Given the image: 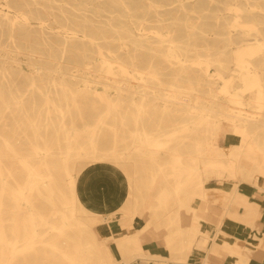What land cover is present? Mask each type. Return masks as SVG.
Wrapping results in <instances>:
<instances>
[{"label":"bare ground","instance_id":"1","mask_svg":"<svg viewBox=\"0 0 264 264\" xmlns=\"http://www.w3.org/2000/svg\"><path fill=\"white\" fill-rule=\"evenodd\" d=\"M111 1L123 11L126 19L119 26L107 24L95 32L96 35L103 32L99 37L104 42H100L102 45L95 43L98 37L82 33V38L95 48L99 68L94 69L95 61L91 56H83L75 71L69 74L81 83L74 94L90 102L98 100L104 106L102 109L92 107L91 115L97 118L95 125L85 124L79 130L67 126L63 121L64 110L60 106H53L61 117L59 130L62 137L60 139L57 136L53 144L43 140V145L39 143L43 147L34 143V163L16 152L7 140H3L9 154H0V264H14L18 256L32 255L37 259L38 245L50 250L52 257L57 256L67 262L80 257L82 261L77 264H133L138 259L145 264H186L191 255L202 257L200 251L208 241H212V246L205 251L206 256L202 257L200 264H208V256L214 252L215 245L224 250L226 257L236 259L235 264H247L250 251L238 247L226 231L236 229L232 223L234 219L229 214L231 207L242 204L253 216L258 210L256 203L251 201L249 204L244 196L246 189H240L228 181L216 188L206 183L209 178L220 179L226 175L227 178H238L248 188L256 187L264 192L261 186L264 180V139L255 137L256 132L264 133V82L259 67L252 62V57L264 50V32L253 21L245 23L239 16L242 7L251 10L258 4L264 6V1L227 0V6L235 12L231 27L242 29L241 37L237 38L228 30L226 45L222 46L224 52L229 45L234 63L232 71L236 75L228 76L227 79L218 74L217 78L222 83L218 96L208 97L203 95L202 90L207 81L213 83L209 59H198L193 63L199 68L194 75L188 74L181 66L186 63L184 52L190 44H194L193 49H203L206 56H209V48L189 36L183 37L172 23H168L169 14L176 9H185V0H158V4L154 5L153 0ZM8 5L7 10L0 9V19L8 22L11 31L15 25H19L22 29L20 35L25 36L28 18L22 13L10 11ZM143 5L146 8L139 11L138 8ZM158 8L166 9L165 13L158 12ZM107 29L115 36H109ZM251 30L255 32L252 39L248 36ZM203 34L201 29L200 35L204 42ZM72 35L76 37L75 33ZM108 42H116L115 47H108ZM63 45L66 47L67 44ZM158 56L164 64L158 62ZM29 66L31 84L35 76L66 74L57 68L37 64ZM217 66L224 69L219 61ZM178 68L184 71L181 80L175 73ZM234 79L241 85L238 90L232 87ZM245 93L249 94L247 98ZM45 99L49 101V97ZM201 100H205V105L201 104ZM249 102L254 104L255 111L246 114L243 107ZM122 104L133 105L134 111L119 113ZM146 108L161 115L152 130H148L145 119H142ZM78 112L82 116L80 110ZM112 115H118L122 120L128 116L123 126L129 141L125 143V151L118 156L116 126H108L111 132L110 149L99 148L96 138L97 130L105 125L104 119ZM185 115L193 118L182 120ZM222 123L229 126L236 138V143L226 150L217 144ZM31 126L35 128L32 123ZM82 133L86 138L82 137L84 142L81 143L79 136ZM102 137L106 143L108 135ZM60 140L63 141L64 149L60 148ZM191 140H197L196 153L188 151ZM53 145H57L59 156L62 154L59 168L63 173V190L56 184L48 162L49 157L53 156ZM72 151L87 160L79 175H76L74 168L76 163H69ZM135 155L146 157L152 164L166 156L170 168L167 174L157 165L158 169L149 173L147 195L140 203L141 193L135 185L133 187L132 174L120 169L122 164L137 165ZM4 157H11L24 171V179L15 182V188L10 192L5 178ZM168 180L173 183L168 185ZM156 187L157 194L153 199L150 191ZM210 188L217 191L215 201L221 203L217 221H213L216 209L211 208L207 199ZM85 193L94 194L97 200L103 194L108 197L109 204H106L105 210L87 209L79 200V196ZM7 194L14 202V214L19 210L25 213L20 221L13 217L9 231L5 230L3 224V197ZM41 199L48 206L46 210L37 204ZM152 200L155 202L152 203ZM77 208L85 213L87 222L79 219ZM124 211L129 213L125 214ZM104 213L110 215L104 217ZM51 217L57 218L59 222H50ZM113 219H117L119 226L130 229L121 236L102 234V229ZM73 225L77 228V236L73 241L78 243L76 248L81 249L75 255L66 246L59 245L72 241L65 231ZM42 226L47 228L45 232L41 231ZM53 231L59 237L46 238ZM252 238L259 248H264V234L253 231ZM108 240L112 241V247L107 245ZM155 242L167 251L166 255L144 247ZM235 246L238 250L233 249ZM45 257H48L46 253ZM23 260L27 264H35L27 258Z\"/></svg>","mask_w":264,"mask_h":264},{"label":"rangeland","instance_id":"2","mask_svg":"<svg viewBox=\"0 0 264 264\" xmlns=\"http://www.w3.org/2000/svg\"><path fill=\"white\" fill-rule=\"evenodd\" d=\"M153 1L154 5L158 0ZM257 1L262 2L264 0ZM8 3H10V11L14 10L19 14L22 13L28 18L29 25L26 30V35L24 36V34L20 35L22 29H20L19 25H15L11 31L8 22L0 19V154H2V156H6L7 153L9 154L3 145V140H7L16 152L34 163L35 157L32 151V145L34 143L37 142L43 145L42 141L44 140L48 143L52 142L53 144L57 136L60 139L62 137L59 130L61 117L54 111L53 106H60L64 110L65 117L63 121L67 126H74L79 130L82 129L85 124L91 126L95 125L97 118L91 115L93 113L92 107L94 106L97 109H102L104 106L100 105L101 103L98 100H95L96 103L94 101L90 102L74 94L81 86V83L79 79L73 78L69 76V74L75 71V67L82 61L83 56H91L95 61L93 63L94 69L97 70L99 68V60H96L95 48L91 46L87 39L82 38V33L90 37H98V39H95V43L102 45L104 42L102 38L99 37L103 35V32L101 31L102 34L99 35H96L95 32L100 31L101 28L106 27L107 24L118 25L126 19V15H124L123 11L118 6H115L111 0H0V9L7 10ZM184 3L185 9H176L169 14L168 17L170 19L168 23H172L183 37L186 38L189 36L190 39H195L198 44L209 48V56H206L203 49H193L194 44H190L188 50L184 52L186 55V63L181 67L188 74L194 75L196 74L195 72H198L199 68L193 63L198 59H209V70L210 74L213 75L211 76L213 83L207 81L203 86L202 93L205 97L213 95L218 96L222 83L218 80L217 75L220 74L227 79L229 78L228 76L236 75V72L232 71L234 69V63L229 45L226 47L225 51L222 52V46L226 45V40L228 38L227 31L230 30L233 37L237 38L241 37L242 29L231 27L235 19V12L234 9L227 6V0H185ZM13 5L14 8L12 7ZM145 8L146 6L143 5L138 8V10L143 11L142 9ZM262 8L264 9V6L260 4L251 10L242 7L239 13L241 21L245 23L253 21L256 23L257 28L264 32V10H262ZM159 11L160 13H165L166 9L158 8V12ZM250 16H253V18ZM40 23L43 24L42 27ZM201 29L204 31V42L200 35ZM73 33H75L76 37L72 35ZM249 33L251 35L248 36L252 39V35L255 32L251 30ZM107 34L111 37L115 36L110 30H108ZM242 37L246 38L245 35ZM65 39L67 42H65ZM259 39L261 40L262 37H259ZM113 43L114 42H108V47L114 48L116 42L115 44ZM63 44H67L66 47H64ZM157 59L159 63L162 62V64H164L159 56ZM12 60H16L17 62H13ZM218 61L222 64L224 69L217 66ZM252 62L259 67V74L264 82V50L253 56ZM30 64H37L46 68H57L66 74L63 76L53 73L42 74L33 77L34 83L31 84L30 82L32 79H30L31 75L29 74V71H31ZM182 69H175L176 76L179 80L183 78L184 71L182 72ZM50 80L51 84L49 83ZM240 86L238 80L234 79L232 87L238 90ZM244 96L247 98L249 94L245 93ZM45 97H49V101H47ZM92 102L95 104L92 105ZM201 104L205 105V100H201ZM243 108L246 114L255 111L252 102ZM78 110H80L82 116L79 115ZM126 110L134 111V106L131 104H122L119 107V113H124ZM160 117L161 115L159 113L155 114L151 108H146L142 119H145L148 130H152L155 128L154 123H157ZM182 118V120H190L193 117L185 115ZM127 119L128 116L122 120L118 115H112L104 119L105 125L100 126V129L97 130L96 138L99 140L98 147L101 149H110L111 132L108 126L113 125L117 128L118 136L116 156L122 154L125 151V143L129 141L127 133L125 132V127L123 126ZM31 123L35 128H32ZM220 131L222 132L219 134L217 141L219 146L226 150L231 144L236 143V138L231 134L227 124L222 123ZM105 134L108 135V141L106 143L102 141V135ZM201 136H203V133ZM79 137V141L81 143L82 141L84 142L86 138L84 133ZM255 137L259 140H263L264 133L261 131L256 132ZM196 141L197 140H195V142ZM195 142L193 140L190 141L188 151L196 153L197 145ZM60 148L64 149L62 140H60ZM52 153L53 156L49 157L48 162L52 167L51 171L54 173L56 184L63 190L65 186L63 173L59 168V158L62 154L59 156L57 145H53ZM2 160L6 167L5 178L8 183V192H10L12 188H15V182L19 183L24 179V171L21 165L11 159V157H4ZM134 160L137 161V165L134 167L131 164H122L120 169L121 171L123 169V171L132 174L133 187L135 185L136 189H139L141 193L138 201L140 203L141 199L146 198L147 195L149 188L147 184V182H149V173L155 172L158 169L157 165H160V168L167 174L170 173V168L167 165L168 157L166 156L156 161V164H152L146 157L140 158L138 155L134 156ZM86 162V158L77 155L74 151L71 152L69 163H76L74 167L76 175H79L83 170ZM224 181L235 184L240 189H246V193H250L252 189L239 182L238 178H227L226 175H223L220 179L214 177L209 178L206 185L216 188ZM172 183V180H168L167 182L168 185ZM261 183H264V180ZM259 192V196L264 195L263 191L259 190ZM150 193L151 197L154 199L157 194V187L152 189ZM217 196V191L210 188L207 193V199L210 201L211 208L220 205L218 200L215 201ZM153 202L155 201L152 200V203ZM37 204L41 209L42 207L45 210L48 208L42 199L38 200ZM13 207L14 202L11 196L8 194L5 195L3 197V224L7 231L11 229L13 217L17 221H20L25 215L23 210H19L14 214ZM124 213L128 214L129 212L124 211ZM77 215L81 221L87 222V216L78 208ZM102 215L107 217L110 213H104ZM50 222L57 224L59 221L57 218L51 217ZM113 225L117 228H114V230L117 231V234H115L116 236H121L127 229H130L128 227L119 234L121 226H119L120 224L117 219H113L106 227L110 229ZM106 227L102 229V234H114L115 231L113 232V229L110 230L111 232L108 231L104 233ZM46 229L45 226L41 227L42 232H45ZM76 229L74 225L71 228H67L65 234L70 237L72 241L67 244H59L60 246H66L72 255H75L81 250L76 248L78 243L73 241L77 236ZM58 237L59 235H57L56 231L49 232L46 235L48 239H55ZM107 245L112 247V241L108 240ZM148 248L151 249L150 246H148ZM151 250L159 251L162 255H166L167 253V251L161 249V247ZM37 253L39 256L37 259H34L32 255H26L24 257L18 256L14 264H27V261L23 260V258H27L35 264H77L82 261L80 257H75L72 262H67L57 256L52 257L51 251L40 245H38ZM45 253L48 257H45Z\"/></svg>","mask_w":264,"mask_h":264},{"label":"crops","instance_id":"3","mask_svg":"<svg viewBox=\"0 0 264 264\" xmlns=\"http://www.w3.org/2000/svg\"><path fill=\"white\" fill-rule=\"evenodd\" d=\"M261 186L264 187V183H261ZM260 194L258 188L253 187L250 190V193H246L244 196L246 197V201L251 204V201H254L256 203V214L252 216V213L246 211V208L242 205H236L231 207L229 214L231 215L233 220V224L236 225V229L232 231H226L227 234L231 235L232 239L235 241V244L240 247L244 248L250 251L249 260L247 264H264V248H259L256 244L257 242L252 238L253 231L257 232L259 234H264V195H258ZM81 202L84 204V206L88 209L92 210H98L102 208L105 210L106 204H109L108 197H105L103 194L101 197H99V200H97L96 196L94 194H82L79 196ZM216 211L214 214L213 221H217V216L221 212V203L218 205V207H215ZM240 216L239 218H237ZM116 226L110 227V229L106 228L104 230V233H107L111 229L114 232V234H117V231L114 230ZM117 229V228H116ZM126 228L120 227V232L125 230ZM111 232V231H110ZM123 234V233H122ZM156 244V245H155ZM212 246V241H208L206 243V246L204 249L200 251L202 254V257L206 256L205 251L210 249ZM145 248H148L147 245L144 246ZM151 249H159L161 246H159L156 242L151 243L150 245ZM234 250H238V248L235 246L233 248ZM159 253V251H156ZM202 257L193 256L189 258L188 262L186 264H200L202 262ZM235 260L233 258L226 257V253L224 250L219 249L218 245H215L214 252L208 256V264H235ZM234 261V262H233ZM133 264H145L142 263L141 260H136Z\"/></svg>","mask_w":264,"mask_h":264}]
</instances>
